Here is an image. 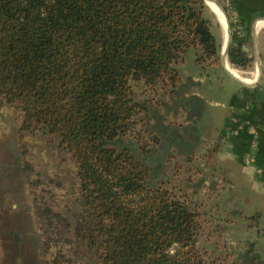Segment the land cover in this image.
Returning <instances> with one entry per match:
<instances>
[{
    "label": "trees",
    "instance_id": "16d2710c",
    "mask_svg": "<svg viewBox=\"0 0 264 264\" xmlns=\"http://www.w3.org/2000/svg\"><path fill=\"white\" fill-rule=\"evenodd\" d=\"M212 28L203 0H0V94L22 109V133L44 130L72 155L88 206L78 236L100 264H206L200 214L156 182L147 144L124 138L146 112L133 83L177 87L191 48L216 64ZM229 61L248 68L243 43Z\"/></svg>",
    "mask_w": 264,
    "mask_h": 264
},
{
    "label": "rangeland",
    "instance_id": "374dc122",
    "mask_svg": "<svg viewBox=\"0 0 264 264\" xmlns=\"http://www.w3.org/2000/svg\"><path fill=\"white\" fill-rule=\"evenodd\" d=\"M211 5L215 3H207L212 31L220 41L218 62L199 65L191 48L175 66L180 74L177 87L133 83L132 98L144 105L146 112L137 115L138 123L124 140L132 142L139 137L147 144L155 155L150 166L159 174L156 182L200 214L196 247L206 264H264L262 198L232 163L222 160V142L213 141L226 112L215 108V103L225 104L240 85L224 69V32ZM230 26L231 44L240 43L236 28ZM245 49L248 68L233 66L229 55L227 60L251 79V88L259 86L263 91L264 47L262 54L252 45ZM192 79L203 85L191 84ZM198 93L204 97L203 113L215 117V128L206 124V119L188 116L186 110L193 108ZM23 122L22 109L0 94V264H53L56 260L61 264H100L89 242L78 236L88 206L72 155L61 146L59 137L44 130L22 133ZM195 128L198 141L193 140ZM182 136L189 143L177 140ZM165 143L169 145L167 153Z\"/></svg>",
    "mask_w": 264,
    "mask_h": 264
},
{
    "label": "crops",
    "instance_id": "0c3cea01",
    "mask_svg": "<svg viewBox=\"0 0 264 264\" xmlns=\"http://www.w3.org/2000/svg\"><path fill=\"white\" fill-rule=\"evenodd\" d=\"M218 2L226 10L230 23L233 25L232 28H236L239 34L237 35L238 41L243 43L244 48L247 45L255 47L257 43L262 54L264 47V0H218ZM216 18L219 22L218 17ZM219 24L221 23L219 22ZM221 26L222 29L225 27L222 24ZM225 29L226 31L223 29V51L228 39L227 28L225 27ZM261 60L264 66V58L261 57ZM227 63L231 68L239 71L228 60L225 67ZM242 74L247 77L244 73ZM190 83L203 85L199 79H192ZM239 85L231 91L225 104L215 103V108H222L226 112H224L218 127V135L213 141L222 142V149L219 154L222 160L234 165L243 181L251 184L253 191L262 198L264 204V90H260L259 86L251 88ZM194 96L197 98L192 100L193 108L186 110L188 116L191 118L194 115L197 117L196 119H206L205 123L213 125L215 128V117L209 116L207 112L203 113L205 108L204 97L199 93L194 94ZM195 101L196 103H194ZM192 134L193 140L198 141V129H193Z\"/></svg>",
    "mask_w": 264,
    "mask_h": 264
},
{
    "label": "water",
    "instance_id": "95a60500",
    "mask_svg": "<svg viewBox=\"0 0 264 264\" xmlns=\"http://www.w3.org/2000/svg\"><path fill=\"white\" fill-rule=\"evenodd\" d=\"M206 4L209 3V2H216L219 6V8L222 10V12L224 13L225 17H226V21H227V35H228V39H227V42H226V45H225V48H224V51L222 52V59H223V66H224V69L225 71L235 80L237 81L239 84L245 86V87H250V86H253L251 84H248L246 82H243L239 79H237L236 77H234L225 67V62L228 58V55H229V49H230V46H231V39H232V30H231V26H230V20L228 18V15L225 11V9L216 1V0H203ZM221 25V24H220ZM258 48V45L257 43L255 44V49L257 50ZM257 56V62H258V71L259 73L262 72V68H261V60H260V57L258 55Z\"/></svg>",
    "mask_w": 264,
    "mask_h": 264
},
{
    "label": "bare ground",
    "instance_id": "6f19581e",
    "mask_svg": "<svg viewBox=\"0 0 264 264\" xmlns=\"http://www.w3.org/2000/svg\"><path fill=\"white\" fill-rule=\"evenodd\" d=\"M211 3H215V5H211V7H212V9H213V11H214V13H215V15L217 14L219 17H218V19H219V22L223 25V26H225L226 28H227V23H226V17H225V15H224V13L222 12V10L219 8V6H218V4L216 3V2H211ZM217 5V6H216ZM225 27H223V29L226 31V29H225ZM226 62H227V60H226ZM225 62V63H226ZM226 67H227V69L236 77V78H238L239 80H241V81H243V82H246V83H248V84H252L251 82V79H248L247 77H245L241 72H239V71H237V70H235V69H233V68H231L230 66H229V64L227 63V65H226Z\"/></svg>",
    "mask_w": 264,
    "mask_h": 264
},
{
    "label": "flooded vegetation",
    "instance_id": "af4514ba",
    "mask_svg": "<svg viewBox=\"0 0 264 264\" xmlns=\"http://www.w3.org/2000/svg\"><path fill=\"white\" fill-rule=\"evenodd\" d=\"M171 136H172V139H173V138H175V136H174V135H171ZM177 140H179V139H177Z\"/></svg>",
    "mask_w": 264,
    "mask_h": 264
}]
</instances>
